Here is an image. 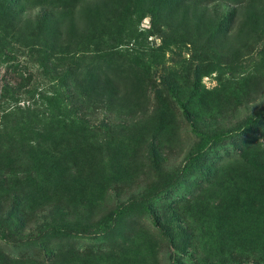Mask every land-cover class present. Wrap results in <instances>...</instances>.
Returning a JSON list of instances; mask_svg holds the SVG:
<instances>
[{
    "label": "rangeland",
    "instance_id": "374dc122",
    "mask_svg": "<svg viewBox=\"0 0 264 264\" xmlns=\"http://www.w3.org/2000/svg\"><path fill=\"white\" fill-rule=\"evenodd\" d=\"M62 16V28L90 34L76 68L105 74V126L88 133L84 205L32 184L23 165L1 168L0 264H195L182 248L200 235L215 242V262L255 264L251 228L262 216L249 207L264 190L248 182L262 181L253 166L264 169V117L195 154L201 137L264 113V0H81ZM35 68L23 70L17 104L41 126L57 87ZM54 220L61 231L46 230Z\"/></svg>",
    "mask_w": 264,
    "mask_h": 264
},
{
    "label": "trees",
    "instance_id": "16d2710c",
    "mask_svg": "<svg viewBox=\"0 0 264 264\" xmlns=\"http://www.w3.org/2000/svg\"><path fill=\"white\" fill-rule=\"evenodd\" d=\"M80 1L0 0V64L7 65L5 71H10L13 78L12 83H5L2 87L5 101L1 100L0 105V170L1 168L9 170L16 164L23 165L24 168L33 171L27 175L32 184L40 182L46 190L50 188L61 190L62 195L71 201L79 195L82 197L81 191L83 184L86 183V177L82 176L81 166L93 163L94 160L88 149L92 146L87 139L88 133L105 126V97L108 99L112 97L111 88L105 90V85L96 84L105 82V74L102 71L92 69L80 71L76 68L78 53L89 51L85 45L90 43V34L85 31L76 36L77 29L72 24L65 23V27L62 28L64 19L62 15L71 12L72 3ZM187 1L207 3L211 0ZM215 1L230 3L239 0ZM68 18L71 22L70 17ZM102 43L103 41H98V44ZM16 55H20L22 60H18ZM8 61L13 65L6 64ZM28 64L36 67L37 69H34L36 72H41L42 69L41 75L46 74L54 81L52 86L57 87L53 95L44 97L43 104L44 109L48 110V123L44 122L41 126L38 125L41 119L33 109L23 103L17 104L19 96L17 92L22 90L20 85L25 80L23 70ZM90 82L92 85L86 87L84 83L90 85ZM105 91L108 95L107 93L105 95ZM107 103L110 104V100ZM177 104L185 113L183 103L177 100ZM91 114H94L93 118H90L92 124L83 122V119L86 117L88 120ZM261 117H264V113L244 120L235 130L220 131L208 137H201V144L195 155H200L210 141L249 132L256 119ZM253 169L261 174L262 181L256 182L254 178L253 182L250 179L248 185L256 184L258 191L264 190V169L256 166H253ZM11 174L14 176L15 172ZM223 178L229 176L224 174ZM253 197L257 202L254 201L255 205L251 202L249 208L254 210V214L262 216V225L255 222L251 228L250 241L256 244L254 263L264 264V253L262 258L259 254L261 248L264 249V201H260L258 193L257 195L254 193ZM85 200L86 198L82 197L83 205ZM205 221L208 220L203 222ZM232 227L234 230L235 224ZM46 230L59 232L62 225L58 220H54L47 224ZM223 235L225 233H222ZM199 239L194 248L183 246L182 254L195 264H219L214 260L215 254L217 255L215 242L213 245L210 236L200 235ZM198 254L203 257L197 258ZM98 264L105 263L101 260Z\"/></svg>",
    "mask_w": 264,
    "mask_h": 264
}]
</instances>
